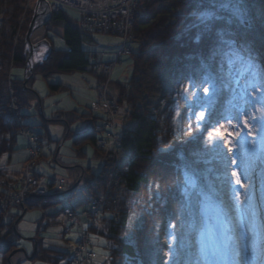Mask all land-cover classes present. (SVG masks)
<instances>
[{
  "label": "trees",
  "instance_id": "trees-1",
  "mask_svg": "<svg viewBox=\"0 0 264 264\" xmlns=\"http://www.w3.org/2000/svg\"><path fill=\"white\" fill-rule=\"evenodd\" d=\"M29 1L0 0V264H9L11 253L19 247L14 224L20 221L23 211L39 208L40 200L33 198L24 207L8 204L18 190L26 166L19 173L2 164L4 157L11 160L19 150L24 126L20 108L39 97L30 84L36 75L49 78L74 71L89 73L91 65L83 49L84 38L89 33L79 28L80 14L62 10L53 14L46 27L63 30L67 49L59 52L52 48L50 55L42 56L33 74H28L29 81L24 87L25 79L15 76L14 69L18 66L25 70L29 57L25 36L36 9ZM134 20L130 80L115 82L114 72L109 81L103 76L96 77L108 85L109 98L124 114L115 132V152H105L96 144V128L105 120L103 114L92 113L91 104L86 114L71 112L74 118L84 117L90 124L96 122L87 131L68 132L79 135L78 139L74 137V147L83 155L84 143L91 141L104 165L99 173H94L92 168L75 166L76 177L65 190L73 189L81 179L79 186L67 195L51 196V201L39 208L40 227L54 225V217L73 208L50 211L65 196L71 199L82 191L87 198L95 200L108 195L119 213V221L105 214L97 226L88 228L106 239L109 256L105 264H152L143 254V247L146 238L156 232L162 251L156 264H197L187 259L189 255L192 260L207 264L212 256L207 248L208 240L205 241L209 236L193 231L191 197L199 195L206 224L218 222L219 206L213 207L196 171L205 169L208 159H212L209 165L221 177L228 170L230 154L222 153L215 158L207 142L224 108L235 112L241 107V111H247L248 123L254 132L246 144L249 165L254 171L264 169V0H141ZM226 55H230L229 61ZM228 64L234 65L241 77L236 108L229 104L234 85L226 77ZM163 77L175 90L168 91L156 109L142 105L143 96L151 94ZM50 89L54 93L64 88L54 84ZM245 105L248 110L243 108ZM60 119L55 114L49 122H61ZM242 142L245 146V141ZM120 151L128 156L125 163ZM30 159L29 154L26 163ZM113 169L118 177L109 194ZM30 173L35 176L33 170ZM217 185L219 199L231 210L227 189L222 183ZM4 218L10 221L6 235L2 234ZM44 221L46 225H42ZM258 221L263 238L264 209H260ZM63 238L38 239L35 259L48 264H73L71 252L60 242Z\"/></svg>",
  "mask_w": 264,
  "mask_h": 264
},
{
  "label": "rangeland",
  "instance_id": "rangeland-1",
  "mask_svg": "<svg viewBox=\"0 0 264 264\" xmlns=\"http://www.w3.org/2000/svg\"><path fill=\"white\" fill-rule=\"evenodd\" d=\"M39 1L40 0H32L29 1V3L33 6H37ZM46 1L50 5V0ZM93 2H103V5H105L106 0H93ZM113 2L114 1H112V3ZM73 14L76 15L75 13ZM76 16L79 17L78 15ZM123 22L127 23L125 19ZM40 29H37L33 33L32 40L35 33ZM56 30L57 29L54 30V37L57 40L62 39ZM60 31L63 34V30ZM61 43L62 41H60V44ZM125 43L129 44V42L122 37L95 32L84 38L83 49L90 51L91 54L87 57L91 63L112 62L119 59L113 69V79L115 82H126L129 81L133 75V65L131 56L122 53ZM132 47L134 48L133 45ZM45 48L46 47L40 48L39 51L34 54V66L40 63L42 56H45ZM226 58L229 61L230 55H226ZM228 65L226 77L229 79L230 83L234 85V89L231 91L232 99L229 104L230 107L234 106L236 108L239 106L236 97L238 96L237 86L241 84V77L234 65ZM183 71L186 72L187 70L185 69ZM14 74L17 77L26 79L25 70L18 66L15 67ZM95 78L96 77L90 72L84 73L81 71H74L59 75L55 74L53 77L49 78L36 75L30 84V87L38 92L39 97L35 98L30 105L21 107L20 110L23 115V122L28 125L26 128L35 132L42 140L43 155L36 164H38L37 169L41 168L46 178L57 179L63 177L71 181L75 178V175L71 174V171L68 169L69 167L79 165L87 169L92 168L94 173H99L104 165V160L96 155L95 146L91 141L84 143V154L82 155L80 150L74 147L75 135H69L68 133L70 130L72 132H78L82 127H84L83 131L85 129V131H87L88 125L84 117L74 118L73 114H75V112H72L73 114L71 112H65L61 118V120L65 122H49L48 120L55 117V115L54 112L52 113V110L48 112L49 108L47 104H45L46 101L49 100L54 103L56 98V96H53L55 92L51 93L50 85H62L65 89L63 90V94L69 97L72 95V93H69L70 88L77 92L75 89H77L78 84H85L88 86V84L92 82L94 83V87H96L97 80ZM174 90L175 87L166 84L163 77V79L161 78L158 80L154 91H152L151 94H145L143 100L140 102L142 105H148L151 109H156L158 105L161 104V99L166 93L168 91L173 92ZM56 100H58V98ZM95 101H97L96 98L91 103ZM243 108L246 110L249 109L246 105ZM246 112L247 111L244 112L243 109L241 111V107L235 112L232 111V109L224 108L222 115L214 124V133L209 134L207 137L210 148L217 156L214 155L215 158H218L222 153L230 154L227 164L228 170L225 175L221 177L215 173L213 167L209 165L212 159L205 161L207 165L205 169L196 171V175L201 179L202 185L205 187L213 207L216 208L217 204L221 215L217 223L209 222L206 224L200 209L199 195L196 196V194H194L191 197V215L194 220L193 231L204 232L205 237L209 236V238L206 237L205 241L207 242L208 240L207 248L209 252L212 253V256L211 260H209L210 262L207 264H264V239L261 238L255 224L260 212L259 208L264 206V169L254 171L249 165L246 144L250 141L249 137L253 135L254 132L250 135L249 130L246 129L244 125V120L247 119L248 121L249 118ZM224 124L228 125L230 132L241 133L234 141V148L231 152L227 150L223 137L216 134L221 130V125ZM86 126L87 128H85ZM242 141H245V146ZM19 143L24 148L28 146L27 139L22 135L19 137ZM25 151L21 149L19 154L23 155ZM79 153L81 155H78ZM17 154L18 153L14 155ZM120 154L122 163H125L128 158L127 154L124 151H120ZM14 155L11 160L8 159V156L4 157L2 164L8 166V169L13 172H20L25 167V164L23 166L24 159L19 157L16 158ZM232 160L236 161L235 165L232 164ZM233 171L239 172L242 182L246 185L245 188L235 184L234 177L231 175ZM218 183H222V186L227 189L228 199L232 202L231 210H228L223 201L219 199L221 195L218 189ZM65 194L67 195L68 193ZM84 196H86V194L82 191L71 199H67L69 195L65 196L66 198L54 207L61 210L68 206L76 207L79 202L78 205L81 204L82 206L87 202ZM219 200L222 203H220ZM88 205L89 204H86L84 207H88ZM86 210H89V207ZM86 210L78 212L80 213L79 215L83 214ZM40 212L39 208L29 209L18 222L16 243L19 244V247L16 250L24 249L25 251L14 254L12 258L13 264H48L38 258H34L33 260L29 259L34 253L35 240L37 242L38 239L44 238L50 240V237L53 239L64 236L65 238L60 240V242H62L63 245L65 244V247H68L67 250L72 253L73 244L80 239L81 228L78 225H74L73 219H67L61 215L56 216L58 223L54 222V225L42 229L40 227L42 223ZM90 220V218L84 219L85 229H88ZM204 224L207 226H203ZM158 228L159 226L157 225L156 229L158 230ZM63 232L64 234H62ZM89 232L96 253V258H94L92 264H105L109 256L106 239L93 231ZM159 240V235L156 232L154 235L147 237L144 243L143 254L152 264H156L158 255L162 252L159 246ZM214 257L216 259H214ZM187 259H191L192 263H199L198 260H192L191 255H189Z\"/></svg>",
  "mask_w": 264,
  "mask_h": 264
},
{
  "label": "built area",
  "instance_id": "built-area-1",
  "mask_svg": "<svg viewBox=\"0 0 264 264\" xmlns=\"http://www.w3.org/2000/svg\"><path fill=\"white\" fill-rule=\"evenodd\" d=\"M86 1H84V3H86ZM112 1L114 2L112 3ZM140 2L141 0H106L105 5H103V2L94 3L93 0H88V6L84 9L81 8L82 6L77 5V2L74 0H50V6L52 12L55 14L67 9L78 12L81 15L80 28L82 31L111 33L124 38L127 42H130L133 29L132 16L139 8ZM89 6L90 8H88ZM124 19L127 23L123 22ZM122 53H131L127 43H125ZM115 65L116 63L93 65L92 73L96 76H103L108 80L111 78ZM107 87L108 85L105 84L98 87L99 96L97 101L92 103L91 109L96 113L103 114L105 117V120L97 127V133L102 135L97 139L99 149L105 152H115L114 150L117 146L115 132L118 128L119 119H122L124 114L121 113L116 102L109 98ZM22 134L28 140L31 159L26 166V172L19 183L18 190L12 196L8 204L15 207L17 205H24L31 198H39L42 199L39 204V208H41L47 203L45 198L49 194L53 193L55 190L64 189L65 182L64 180H61L60 184L52 190L50 187L51 183L47 178H36L30 173V171L33 170L35 160L41 153V147L37 136L30 134L28 131H23ZM117 177V171L116 169H113L109 178V194L112 185H116L117 183ZM110 199L111 198L107 195L106 197L95 201L90 210L82 216H77L72 210H66L65 214L69 218L78 219L80 222L84 217H89L91 219V224H95L103 215L111 214L114 221L118 222L119 213L110 203ZM1 225L3 226L2 234H8L10 229L8 227L7 218H4ZM94 258L95 252L93 250V244L88 239V234L84 232L82 233L81 240L76 243L74 247V264H89Z\"/></svg>",
  "mask_w": 264,
  "mask_h": 264
},
{
  "label": "crops",
  "instance_id": "crops-1",
  "mask_svg": "<svg viewBox=\"0 0 264 264\" xmlns=\"http://www.w3.org/2000/svg\"><path fill=\"white\" fill-rule=\"evenodd\" d=\"M48 28L49 27H47V28H41L40 30H38L35 33L34 37H33V42L36 43V42H39V41H41L43 39H49V40H51L52 48L54 50L59 51V52H65L66 49H67V44H66L65 40L62 37V35H63L62 32L59 29L56 30V32H58L59 33V36L62 38L60 40H57L54 37V32L55 31H51ZM60 34H62V35H60ZM60 41H62L61 44H60ZM46 51H47V49H46ZM85 52L89 53L90 51H86L85 50ZM63 90H65V89H63ZM63 90H60V91L55 92L53 94V96H56V98L54 100V103L52 101L50 102V100L49 101H46V103H45V104H47V107L49 108V111L48 112H50L52 110V113L54 112V115L55 114L56 115H59L61 118L63 117V115L65 114V112H75L76 114H78V113L79 114H86L87 111H88V106L91 104V102L97 96V94H96V87H94V83H92V82H90L88 84V86L85 85V84L84 85H79L78 84L77 85V89H75L77 92H75L73 89L70 88V92L69 93H72V95L69 96V97H67L66 95L63 94L64 93ZM71 90H72V92H71ZM57 98H58V100H56ZM50 120H52V118H50L48 121H50ZM91 121H93V120H91ZM61 122H63V120H61ZM95 123L96 122H93L92 124H90V122L87 123L88 128H90V127L93 128L95 126ZM25 125L28 126L27 124H25ZM83 128L84 127H82L80 129L81 131L79 130L78 132H83ZM85 128H87V126ZM78 137H79V135L75 136V138H77V139H78ZM79 145H81V144L79 143ZM18 147H19V150L17 152H15V154L16 153H18V154L17 155H14V156H16V158L19 157V158L24 159L23 160V166H24L26 160L28 159L29 151H28L27 148L22 147V145H20V143L18 144ZM21 149H24V151L26 150L23 155H20L19 154V152L21 151ZM37 163H38V161H37ZM37 165L38 164H36V166H35L36 173L43 175L44 172L42 171L41 168L37 169ZM75 166H79V165H74L72 167H69L68 169L71 171V174H74L75 177H76V171L74 169ZM21 172L22 171H20L19 173H21ZM60 178H63V177H60ZM74 179L75 178H73L71 181H68L67 180L68 185H70L74 181ZM84 198L87 201L86 204H89L88 205V207H89L90 204H91V202H92V200H90L86 196H84ZM78 204H77L76 207L75 206H71L77 212H81V211L86 210L88 208V207H84L86 204H83L82 206H81V204L80 205H78ZM55 210H58V209L55 208V207H52L50 211H55ZM52 222H58L57 219H56V217H54V221H52Z\"/></svg>",
  "mask_w": 264,
  "mask_h": 264
},
{
  "label": "water",
  "instance_id": "water-1",
  "mask_svg": "<svg viewBox=\"0 0 264 264\" xmlns=\"http://www.w3.org/2000/svg\"><path fill=\"white\" fill-rule=\"evenodd\" d=\"M51 19H52V11H51L49 3L46 0H40L39 3H37L36 10L34 12L28 33L26 35V46L29 48V50H28L29 51V57L27 59V66L25 69L26 79L24 82V87L27 85V82L29 81V77H28L29 72L32 74L34 71V65H33L34 54L36 52H38L39 49L42 47H47L48 48L47 55L50 54V50H51L50 41L42 40L40 42L34 43L32 41V35L37 29L44 28L45 26H47V24L51 21ZM80 182H81V179L76 183V185L73 187V189L77 188L79 186ZM73 189L68 190L67 192H71ZM25 213L26 212H24V214L21 216V218L19 220H21L23 218ZM18 222L19 221H17L14 224V231H16V232H17V223ZM37 248H38V243L35 240L34 253L31 257H29L30 260H33L35 258L36 253H37ZM23 251H25V250L20 249V250H16V251L12 252L10 257H9V264H12L11 259L15 253L23 252Z\"/></svg>",
  "mask_w": 264,
  "mask_h": 264
},
{
  "label": "snow or ice",
  "instance_id": "snow-or-ice-1",
  "mask_svg": "<svg viewBox=\"0 0 264 264\" xmlns=\"http://www.w3.org/2000/svg\"><path fill=\"white\" fill-rule=\"evenodd\" d=\"M207 91L208 90L205 89V92H207ZM203 118H204V114L201 113V119H203ZM244 125H245V127L248 128L249 134L251 135L252 134L251 127L249 126L247 119L244 120ZM216 134L218 136L223 137L224 144L227 147V150L229 152H231L233 150V148H234L233 147L234 141L241 135V133H239V132H230L229 129H228V125L227 124L221 125V130L218 131ZM232 164L235 165L236 161L232 160ZM231 175L234 177V182H235V184L237 186L242 187V188L246 187V185L241 180V176H240L239 172L233 171L231 173Z\"/></svg>",
  "mask_w": 264,
  "mask_h": 264
},
{
  "label": "bare ground",
  "instance_id": "bare-ground-1",
  "mask_svg": "<svg viewBox=\"0 0 264 264\" xmlns=\"http://www.w3.org/2000/svg\"><path fill=\"white\" fill-rule=\"evenodd\" d=\"M74 1L77 2L76 3L77 5L82 6L81 8L85 9L88 6V3H84V1H86V0H74ZM88 8H90V6Z\"/></svg>",
  "mask_w": 264,
  "mask_h": 264
}]
</instances>
